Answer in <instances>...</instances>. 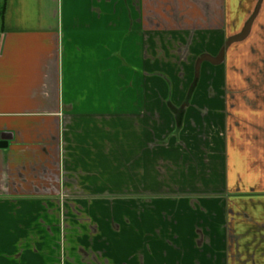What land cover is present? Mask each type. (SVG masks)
Instances as JSON below:
<instances>
[{"label":"crops","instance_id":"1","mask_svg":"<svg viewBox=\"0 0 264 264\" xmlns=\"http://www.w3.org/2000/svg\"><path fill=\"white\" fill-rule=\"evenodd\" d=\"M259 1L4 0L0 264H264L263 116L202 139L179 56Z\"/></svg>","mask_w":264,"mask_h":264},{"label":"rangeland","instance_id":"2","mask_svg":"<svg viewBox=\"0 0 264 264\" xmlns=\"http://www.w3.org/2000/svg\"><path fill=\"white\" fill-rule=\"evenodd\" d=\"M250 20L249 25L243 31L234 33V37L229 39L223 48L198 50L182 47L179 53V56H182V87L203 89L208 94L207 96L199 95L203 94L199 91L195 96L196 113L200 118L197 122L200 130L198 133L204 140L214 133L222 138L226 136L229 116L230 127L235 124L236 140L242 143L244 141L242 138L246 135V146H249L248 130H251V126L244 124V119H247L244 117V107L252 110L250 112L252 120L251 116L262 114V121H264V0L258 2ZM170 51L176 53L177 49L171 48ZM175 55L178 56V54ZM156 56L162 57L161 49L156 50ZM184 65L187 68L185 72ZM176 68L180 69V65L177 64ZM156 86L160 84L156 83ZM209 102L211 105L222 106L221 117H216L219 114V108L212 110L205 105ZM223 126L224 129H222ZM183 134L194 135L189 130ZM228 155L230 158L227 167L229 179L234 181L235 173L243 175L244 162L243 160L236 162V153L233 149H228ZM226 160L223 162L224 165ZM236 163L239 166L235 169Z\"/></svg>","mask_w":264,"mask_h":264},{"label":"water","instance_id":"3","mask_svg":"<svg viewBox=\"0 0 264 264\" xmlns=\"http://www.w3.org/2000/svg\"><path fill=\"white\" fill-rule=\"evenodd\" d=\"M9 139H10V136L8 138L6 137V135H1L0 136V147H6Z\"/></svg>","mask_w":264,"mask_h":264},{"label":"trees","instance_id":"4","mask_svg":"<svg viewBox=\"0 0 264 264\" xmlns=\"http://www.w3.org/2000/svg\"><path fill=\"white\" fill-rule=\"evenodd\" d=\"M1 5H0V20L2 18L3 10H4V0H0Z\"/></svg>","mask_w":264,"mask_h":264}]
</instances>
